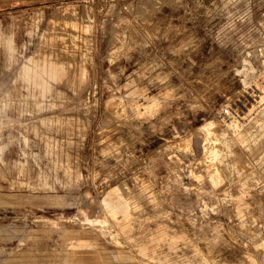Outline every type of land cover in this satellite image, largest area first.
Listing matches in <instances>:
<instances>
[{"label":"rangeland","instance_id":"374dc122","mask_svg":"<svg viewBox=\"0 0 264 264\" xmlns=\"http://www.w3.org/2000/svg\"><path fill=\"white\" fill-rule=\"evenodd\" d=\"M0 38V264H264V0H0Z\"/></svg>","mask_w":264,"mask_h":264},{"label":"crops","instance_id":"0c3cea01","mask_svg":"<svg viewBox=\"0 0 264 264\" xmlns=\"http://www.w3.org/2000/svg\"><path fill=\"white\" fill-rule=\"evenodd\" d=\"M0 42L6 47L9 58L11 59L13 53L12 42L4 38H0ZM245 66H246L245 69H247V71H251L252 66L250 65H245ZM62 78H64V75L61 71H59V69L54 68L52 64L43 65L40 59H35V58H29L28 60H26L22 66L21 72L19 73V79H21L24 83L31 85L36 89H39L42 92H47L49 90L50 80H57V79L59 80ZM115 104L116 101L114 99H109L107 101V106L109 107H113ZM156 106H157V102L156 100H154L146 106V110L150 111L154 109ZM24 141L26 142L27 140ZM34 157H39V155L34 154ZM79 180H80V176H71L64 182H59V180H56V183L59 184L60 187L70 188L75 184H77ZM19 183H23V182H19ZM28 186L30 185L28 184ZM122 189L123 188L120 186L121 191ZM122 203L124 204L123 207L126 206L125 212L122 215L118 216L116 220L123 219L126 223V221L129 220V216H130L129 208H128L129 204L124 197ZM130 226L131 225L125 226L124 224L121 226L120 229H122V231L125 232L127 229L130 228ZM139 251L141 255H146L148 253L145 247H140Z\"/></svg>","mask_w":264,"mask_h":264},{"label":"built area","instance_id":"2783aa9c","mask_svg":"<svg viewBox=\"0 0 264 264\" xmlns=\"http://www.w3.org/2000/svg\"><path fill=\"white\" fill-rule=\"evenodd\" d=\"M221 115L227 116V115H229V111L227 109H225L222 111Z\"/></svg>","mask_w":264,"mask_h":264},{"label":"bare ground","instance_id":"6f19581e","mask_svg":"<svg viewBox=\"0 0 264 264\" xmlns=\"http://www.w3.org/2000/svg\"><path fill=\"white\" fill-rule=\"evenodd\" d=\"M32 62V61H31ZM258 86V85H257Z\"/></svg>","mask_w":264,"mask_h":264}]
</instances>
